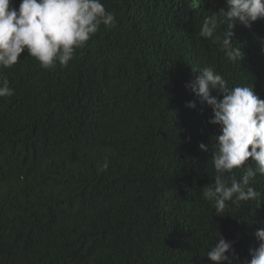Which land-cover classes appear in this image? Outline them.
I'll return each mask as SVG.
<instances>
[{
	"label": "trees",
	"instance_id": "16d2710c",
	"mask_svg": "<svg viewBox=\"0 0 264 264\" xmlns=\"http://www.w3.org/2000/svg\"><path fill=\"white\" fill-rule=\"evenodd\" d=\"M101 2L116 26L67 67L43 69L25 52L3 69L15 93L0 98V264H211L218 233L246 264L264 228V176L249 185L259 201L216 214L202 188L215 181L220 126L186 84L211 66L264 99V20L236 25L244 58L233 62L199 36L225 0Z\"/></svg>",
	"mask_w": 264,
	"mask_h": 264
},
{
	"label": "clouds",
	"instance_id": "9594fccd",
	"mask_svg": "<svg viewBox=\"0 0 264 264\" xmlns=\"http://www.w3.org/2000/svg\"><path fill=\"white\" fill-rule=\"evenodd\" d=\"M225 3L227 10L220 8L204 17L199 36L218 44L226 58L236 62L244 58V52L233 46L234 29L237 24L251 28L254 22L264 20V0H225ZM201 4L202 0H190L189 6L198 10ZM221 22L226 25L222 36L217 34ZM101 26L105 29L116 26L115 14L101 0H20L18 8L13 0H0V98L15 93L3 69L15 66L22 53L36 58L46 70L57 64L67 67L75 58L76 49L83 47ZM193 71L199 74L186 87L212 109L209 123L220 126V134L215 136L218 151L212 157L215 181L202 188V196L221 215L229 202L239 206L241 202L260 199L261 193L249 185L257 173L264 176V99L255 93L254 87L229 88L214 67ZM186 106L195 108L196 102H188ZM199 147L208 151L204 143ZM249 158L255 167L245 166ZM109 163L105 157L97 170L106 171ZM234 169L243 170L239 180ZM255 236L259 247L250 250L251 259L246 264H264V228L257 229ZM207 258L211 264H234L233 244L218 233Z\"/></svg>",
	"mask_w": 264,
	"mask_h": 264
}]
</instances>
